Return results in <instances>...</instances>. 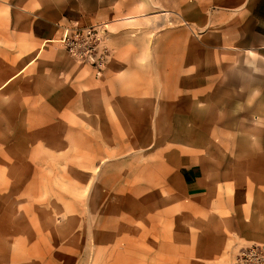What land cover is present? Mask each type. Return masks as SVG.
<instances>
[{"label": "rangeland", "instance_id": "1", "mask_svg": "<svg viewBox=\"0 0 264 264\" xmlns=\"http://www.w3.org/2000/svg\"><path fill=\"white\" fill-rule=\"evenodd\" d=\"M251 2L0 0V264H167L177 155L264 134Z\"/></svg>", "mask_w": 264, "mask_h": 264}, {"label": "crops", "instance_id": "2", "mask_svg": "<svg viewBox=\"0 0 264 264\" xmlns=\"http://www.w3.org/2000/svg\"><path fill=\"white\" fill-rule=\"evenodd\" d=\"M244 17L253 43L245 48L264 54V0H252ZM216 65L213 97L233 96V90L217 88L215 82L228 78L216 73ZM249 93L236 92L241 96ZM222 125L225 130L213 122V137H201L193 156L179 153L178 170L171 180L163 178L167 198L157 210L162 219V239L153 242L161 244L167 264H231L240 249L264 244V134L253 139L248 133L239 138L232 124ZM239 139L245 144L240 145ZM146 222L149 228V216Z\"/></svg>", "mask_w": 264, "mask_h": 264}, {"label": "built area", "instance_id": "3", "mask_svg": "<svg viewBox=\"0 0 264 264\" xmlns=\"http://www.w3.org/2000/svg\"><path fill=\"white\" fill-rule=\"evenodd\" d=\"M233 264H264V245L253 244L240 249Z\"/></svg>", "mask_w": 264, "mask_h": 264}]
</instances>
